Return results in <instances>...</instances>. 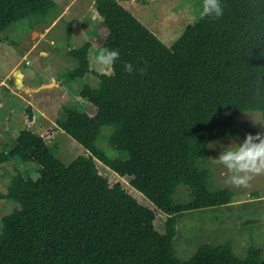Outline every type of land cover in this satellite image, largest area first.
Instances as JSON below:
<instances>
[{
	"label": "trees",
	"instance_id": "16d2710c",
	"mask_svg": "<svg viewBox=\"0 0 264 264\" xmlns=\"http://www.w3.org/2000/svg\"><path fill=\"white\" fill-rule=\"evenodd\" d=\"M220 3L221 17L202 15L167 45L121 0H95L99 29L67 50L76 65L64 74L85 81L83 109L66 108L55 128L87 154L64 164L47 145L50 126L42 135L26 127L0 151V164L37 166L36 177L18 171L0 194L19 204L2 217L0 264H264L258 245L240 258L230 241L206 243L188 260L174 246L184 212L234 201V190H212L210 170L200 167L209 144L251 133L236 119L243 111H259L264 128V0ZM53 9L52 0H0V32ZM92 46L119 51L110 73L91 70ZM124 62L137 71L126 73ZM24 114L28 126L39 116L31 104ZM103 126L127 158L98 152ZM181 183L192 196L185 203L173 198Z\"/></svg>",
	"mask_w": 264,
	"mask_h": 264
},
{
	"label": "rangeland",
	"instance_id": "374dc122",
	"mask_svg": "<svg viewBox=\"0 0 264 264\" xmlns=\"http://www.w3.org/2000/svg\"><path fill=\"white\" fill-rule=\"evenodd\" d=\"M55 9L47 15H33L21 19L0 32V151L11 145L20 131L28 127L36 134H43L48 126L56 128V120L65 116V109L82 111L78 93L85 82L69 79L64 74L76 65L67 55L69 48H76L98 31L101 18L95 9V0H52ZM145 26L150 28L165 44L171 45L188 25L202 17L203 0H121ZM68 24L71 38L67 40ZM90 49V68L99 73H110L111 66L96 62L101 50ZM21 71L23 76H18ZM61 75H64L63 77ZM18 77L20 81L18 80ZM88 83H98L94 73L88 74ZM21 85H18V83ZM27 104L39 113L34 124L27 125L24 114ZM237 121L252 129V134L264 133L259 111H243ZM111 126H103L96 141L100 154L109 158L125 159L127 154L111 148L108 138ZM245 136L233 135L212 141L208 154L200 164L210 170L209 187L212 190L229 187L236 193L227 205L184 212L178 220V233L174 239L177 256L188 260L202 244L231 242L234 252L244 258L249 246L264 247V175L255 177L248 188H236L228 183L227 170L216 162L223 150L235 148ZM54 156L68 164L78 155H85V148L60 129L46 138ZM22 172L24 177H36L37 166L21 163L17 159L0 164V194L6 192L11 176ZM180 203L192 199L186 184H179L173 195ZM19 208V204L0 197V230L2 217Z\"/></svg>",
	"mask_w": 264,
	"mask_h": 264
},
{
	"label": "clouds",
	"instance_id": "9594fccd",
	"mask_svg": "<svg viewBox=\"0 0 264 264\" xmlns=\"http://www.w3.org/2000/svg\"><path fill=\"white\" fill-rule=\"evenodd\" d=\"M201 14L221 17L223 8L220 0H203ZM95 59L100 65L111 66L120 60V53L118 50L103 48ZM124 71L132 74L137 69L132 63L124 62ZM139 71L141 74L144 72L143 69ZM236 145L235 148L223 150L216 162L227 170L226 183L236 188H248L255 177L264 175V133H247L243 142Z\"/></svg>",
	"mask_w": 264,
	"mask_h": 264
},
{
	"label": "water",
	"instance_id": "95a60500",
	"mask_svg": "<svg viewBox=\"0 0 264 264\" xmlns=\"http://www.w3.org/2000/svg\"><path fill=\"white\" fill-rule=\"evenodd\" d=\"M16 74L18 76H23V73L21 71H17ZM18 80L20 81L19 77H18ZM18 85H21V83L19 82Z\"/></svg>",
	"mask_w": 264,
	"mask_h": 264
}]
</instances>
